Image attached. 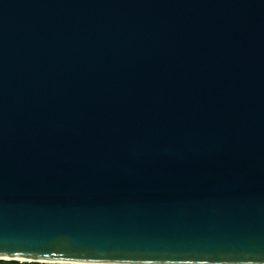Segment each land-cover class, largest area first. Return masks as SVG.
<instances>
[{
    "label": "water",
    "instance_id": "95a60500",
    "mask_svg": "<svg viewBox=\"0 0 264 264\" xmlns=\"http://www.w3.org/2000/svg\"><path fill=\"white\" fill-rule=\"evenodd\" d=\"M0 260L264 264V0H0Z\"/></svg>",
    "mask_w": 264,
    "mask_h": 264
},
{
    "label": "trees",
    "instance_id": "16d2710c",
    "mask_svg": "<svg viewBox=\"0 0 264 264\" xmlns=\"http://www.w3.org/2000/svg\"><path fill=\"white\" fill-rule=\"evenodd\" d=\"M15 262L18 261H5V260H0V264H14ZM22 264H44V263H37V262H24Z\"/></svg>",
    "mask_w": 264,
    "mask_h": 264
},
{
    "label": "rangeland",
    "instance_id": "374dc122",
    "mask_svg": "<svg viewBox=\"0 0 264 264\" xmlns=\"http://www.w3.org/2000/svg\"><path fill=\"white\" fill-rule=\"evenodd\" d=\"M22 263H24V262H22V261H18V262H15L14 264H22ZM30 263V262H29ZM44 264H48V263H44Z\"/></svg>",
    "mask_w": 264,
    "mask_h": 264
}]
</instances>
